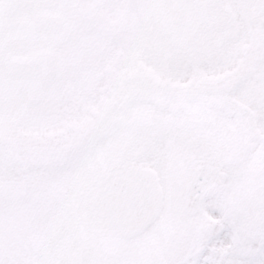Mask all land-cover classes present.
<instances>
[{
	"label": "flooded vegetation",
	"instance_id": "flooded-vegetation-1",
	"mask_svg": "<svg viewBox=\"0 0 264 264\" xmlns=\"http://www.w3.org/2000/svg\"><path fill=\"white\" fill-rule=\"evenodd\" d=\"M150 3L152 6L137 15L138 26L144 29L133 32V24H127L128 32L136 36L152 42L165 40L159 48L148 45L144 61H138L136 52H115L112 59V52L101 48L91 54L96 58L90 63L89 74L80 70V78L71 83L74 75L69 71V83L60 87L55 82L49 84L46 64L15 70L21 77L18 110L26 114L36 108L50 114L47 127L42 123L38 129L19 131L22 150L67 151L73 146L74 135L91 143L102 135L105 121L115 127L119 118L128 117L146 132V146L128 158L130 165L154 168L162 183L164 178L199 164L219 163L226 178L234 179L241 191L248 190L246 164L237 160L247 149L248 129L257 128L248 119V105L264 100V0H175L170 7L164 0ZM83 27L103 32L99 19L86 21ZM34 31L31 27L17 39L21 41ZM205 104L208 107L204 109L198 106ZM212 105L237 119L238 130L227 124L228 144L223 153L203 128L204 116H209L210 124L218 115L214 111L209 114ZM31 133L34 139L24 137ZM250 135L257 136L255 132ZM3 141L9 143L7 148L17 147L8 134ZM31 141L36 145H29ZM44 161L51 167L48 155ZM159 221L153 226L162 228L167 219L161 216Z\"/></svg>",
	"mask_w": 264,
	"mask_h": 264
},
{
	"label": "rangeland",
	"instance_id": "rangeland-1",
	"mask_svg": "<svg viewBox=\"0 0 264 264\" xmlns=\"http://www.w3.org/2000/svg\"><path fill=\"white\" fill-rule=\"evenodd\" d=\"M67 1L69 2V0H62L61 3L56 5V7L47 12L48 16L51 18V20L46 22L48 27L53 26L58 28L59 34H64L65 29L72 28L70 23L76 9L75 7L67 6ZM70 9H73L71 18ZM44 31H46V29H43L38 37H40ZM63 43L64 42L58 44L57 49L62 48ZM41 45L42 43H39V46ZM106 48L107 50H110V52H115V49H118L115 47V44H107ZM1 64H4V61L2 48L0 46V65ZM122 131L124 135L132 137L129 124L123 126ZM105 144L106 140L104 141V145ZM98 150H100V148L92 151L85 150L76 156H72L70 159L74 162L72 171L80 177L79 182L81 184L86 182L83 178V173H80L81 169L86 164H90V161H87L86 157L91 152H97ZM105 166L104 173H109L108 176H110L115 170V164ZM64 169L65 168L58 167L56 169L57 174H62ZM21 171L20 175H15L9 169H5L4 164L0 163V183L4 179L12 180L13 178L15 180H20L22 174L26 172L23 171V168ZM32 171L35 172L36 169L32 168L29 173ZM56 181L61 185L64 184V180L59 176L56 178ZM77 189L79 191L71 192L73 195H67L72 197V201H68L66 205L73 206L76 211H80L81 208H90V197L88 196L90 190H88L87 193H84L82 191L87 190V187H79ZM18 191L27 193L28 189L20 186V190ZM86 195L88 197L85 199ZM73 196H75V198ZM80 196L84 198L80 200ZM0 208L3 211L5 210L9 217L14 220V227H12L13 225H9L3 220V218H0V243L6 242L5 245H3L6 246V249L5 247H0V260L2 259L3 261H6L5 264H18L19 261L26 256L32 258V252H36L39 257H47L48 252L51 250L50 246L45 244V247L42 250H40L39 247V238L40 236H45V233L39 232V234H32V226H36L40 220L46 221L50 219L54 215V209L48 205L44 206L41 203V200L34 196L24 195L16 197L12 193L2 191V188H0ZM1 209L0 216L3 214ZM92 211H88L91 215H93V217L91 219H89V217L87 218L89 220V226L86 227L87 232L93 234V231L88 227L95 225L92 228L94 231L99 229L98 234L101 236L99 238V240L101 239V242L98 241L97 246L93 245L87 247L86 251L89 253V259L85 258V249H82L80 246H76L74 243L75 237L78 238V236H81L82 234L79 235V232L76 233L72 229H69L68 233H66L67 230L64 231L60 229L59 232L56 231V238H59V242L56 244L58 247L57 251L59 253L55 257V263L53 262L54 264H86L87 262L88 264H141L142 262V264H144L145 260L146 264H187L193 261L194 258L197 259L196 263L198 264H224L226 259L224 258V253L226 251L229 252V256L232 258L239 259L238 252L243 250L240 241H242L246 236L245 233H221L217 235L210 233L209 231H205L202 228L197 229L199 231H191L190 228H185L179 233H174L172 238H169L170 241L167 240V247L156 250L149 247V240L145 235L137 241L132 242L131 240L129 241L121 238L115 226H113L110 222L104 221V224L98 225L95 212ZM33 213L36 215H33ZM183 221L186 224H191L192 222L186 219ZM55 223L56 222H54V225ZM14 228H16V230H18L20 235L23 237L24 244L28 246L32 244L34 246H30L29 254L25 253L21 247L18 246L15 239L12 238L10 233H12V229L15 231ZM259 236L260 233L257 231L250 233L246 245L248 249H252L253 253L243 260L245 264H264V235L261 243ZM35 237L37 239H35ZM213 237L215 238L213 239ZM68 239L71 242V247H67L63 244ZM235 242L236 245H234ZM36 248L39 249L37 250ZM244 252L247 253L245 250ZM186 257L189 258L187 259Z\"/></svg>",
	"mask_w": 264,
	"mask_h": 264
},
{
	"label": "water",
	"instance_id": "water-1",
	"mask_svg": "<svg viewBox=\"0 0 264 264\" xmlns=\"http://www.w3.org/2000/svg\"><path fill=\"white\" fill-rule=\"evenodd\" d=\"M199 179L194 177L188 184L186 193L187 209H194L208 184L201 172ZM211 188L214 185L210 186ZM157 187L153 173L131 168L127 174L111 180L94 198L100 216H109L117 222L125 236H132L145 223L156 209Z\"/></svg>",
	"mask_w": 264,
	"mask_h": 264
}]
</instances>
